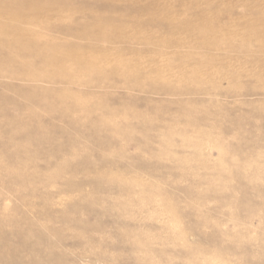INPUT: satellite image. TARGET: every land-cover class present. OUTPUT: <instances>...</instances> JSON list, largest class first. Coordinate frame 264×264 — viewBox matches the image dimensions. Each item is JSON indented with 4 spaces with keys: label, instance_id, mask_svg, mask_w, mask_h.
Instances as JSON below:
<instances>
[{
    "label": "rangeland",
    "instance_id": "obj_1",
    "mask_svg": "<svg viewBox=\"0 0 264 264\" xmlns=\"http://www.w3.org/2000/svg\"><path fill=\"white\" fill-rule=\"evenodd\" d=\"M0 264H264V0H0Z\"/></svg>",
    "mask_w": 264,
    "mask_h": 264
}]
</instances>
